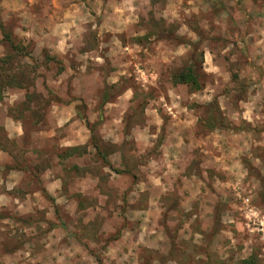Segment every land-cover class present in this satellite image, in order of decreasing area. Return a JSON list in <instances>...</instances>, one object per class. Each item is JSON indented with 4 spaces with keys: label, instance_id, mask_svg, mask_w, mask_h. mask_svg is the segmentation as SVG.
<instances>
[{
    "label": "clouds",
    "instance_id": "obj_1",
    "mask_svg": "<svg viewBox=\"0 0 264 264\" xmlns=\"http://www.w3.org/2000/svg\"><path fill=\"white\" fill-rule=\"evenodd\" d=\"M0 264H264V0H0Z\"/></svg>",
    "mask_w": 264,
    "mask_h": 264
}]
</instances>
